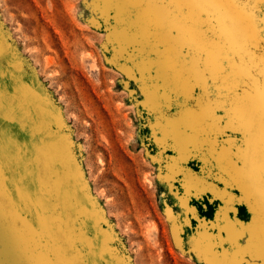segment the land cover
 I'll return each mask as SVG.
<instances>
[{"label":"rangeland","instance_id":"1","mask_svg":"<svg viewBox=\"0 0 264 264\" xmlns=\"http://www.w3.org/2000/svg\"><path fill=\"white\" fill-rule=\"evenodd\" d=\"M262 37L264 0H0V264H264Z\"/></svg>","mask_w":264,"mask_h":264},{"label":"snow or ice","instance_id":"2","mask_svg":"<svg viewBox=\"0 0 264 264\" xmlns=\"http://www.w3.org/2000/svg\"><path fill=\"white\" fill-rule=\"evenodd\" d=\"M184 2L191 3V2H195V0H184ZM202 2L209 4L211 6H222L224 3L228 2V0H202ZM232 2H235V0H232Z\"/></svg>","mask_w":264,"mask_h":264}]
</instances>
